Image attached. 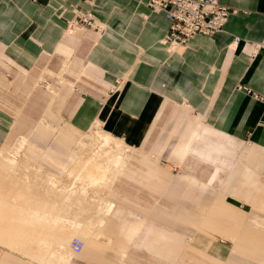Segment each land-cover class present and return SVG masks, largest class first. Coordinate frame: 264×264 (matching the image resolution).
<instances>
[{
	"label": "crops",
	"instance_id": "0c3cea01",
	"mask_svg": "<svg viewBox=\"0 0 264 264\" xmlns=\"http://www.w3.org/2000/svg\"><path fill=\"white\" fill-rule=\"evenodd\" d=\"M149 1L97 0L93 12L99 23L107 25V30L102 35L85 30L67 32L66 35L67 22L74 14L69 9L60 16L63 7L70 8L72 4L86 7L81 0H0V69L28 74L51 57L65 56L57 74L48 72L57 75L60 85L66 86L70 82L65 75H74L77 61L84 62V68L97 75L98 84L94 90L80 96L69 116L70 128L84 133L98 124L113 138L123 141L129 150L127 155L134 151L132 146H140L145 141L168 104L186 106L205 124L198 121L189 125L176 154L182 161L192 155L196 156L193 157L196 161H203L197 163L215 165L216 172L208 185L217 180L221 165H226L221 156L232 154L231 149L237 150L241 145L250 146L244 159L264 166V54L253 58L249 50L244 49L245 43L264 39V0H220L237 10L225 28L212 36L198 35L187 47H179L173 53L161 44L169 32L170 21L165 12L155 13L149 7ZM82 39L87 45L84 59L73 61L71 45ZM235 39H240V43L231 50ZM83 72L84 69L80 73ZM48 89L53 93L47 111L50 114L51 103L60 93L51 84ZM183 114L186 112H182L181 117H185ZM14 123V114L0 106V146L6 142ZM86 137L88 141L77 144L79 149L89 143V135ZM26 143L27 138L21 137L17 145L23 148ZM17 145H5L0 148V153H8ZM127 160L128 156L120 164L110 187L124 173ZM68 161L76 164L78 155ZM236 174L229 180L236 179L232 189L237 194L242 193L243 187L257 188L260 184V175L248 165H242ZM189 181L201 192L206 190L196 179ZM108 204L107 211L110 212L113 204ZM173 207L170 204V212ZM27 214L47 220V223L43 222L44 228L37 226V231H33L36 226L32 228L30 233L36 232L30 234L32 238L26 233L34 248L44 235L46 241L41 239V243L42 240L45 241L43 244L50 241L48 221L52 220L62 229L61 224L66 222L34 211L27 210ZM73 224L74 229L78 227L77 223ZM37 237L40 238L37 240ZM34 238L38 242H34ZM231 241L238 243L234 238ZM28 243L29 239L25 247ZM65 245L57 244L51 256L43 251L47 258L43 252V255L39 253L43 248H37L38 254L36 248V254L33 249L29 254L34 253L36 256L32 255L31 259L41 264H53L51 259L56 257L68 264L70 258L64 252L70 250L69 241ZM68 253L73 255L71 251ZM39 254L40 259L37 258ZM26 263L30 264L28 259ZM0 264L7 262L2 263L0 259Z\"/></svg>",
	"mask_w": 264,
	"mask_h": 264
},
{
	"label": "rangeland",
	"instance_id": "374dc122",
	"mask_svg": "<svg viewBox=\"0 0 264 264\" xmlns=\"http://www.w3.org/2000/svg\"><path fill=\"white\" fill-rule=\"evenodd\" d=\"M81 2L86 7L80 4H72L70 8L63 7L60 16L69 9L74 14L73 18L67 22L66 35L70 29V23L80 13L88 12L93 15L97 22L99 21L93 12L97 7V0L91 1L92 3L84 0ZM106 30L107 25L104 23H102L99 30L85 29L88 33L101 35ZM84 42L85 40L82 39L71 45L74 49L73 61L84 59L87 48ZM188 43L178 47H187ZM246 48L244 46V49ZM251 57L254 58L255 56L252 55ZM64 60H66L65 56L59 58L56 55L28 74L10 69L7 71L0 69V106L11 111L15 117L13 128L6 142L0 148L5 145L14 147L19 143L21 137H26L27 143L18 154L19 166H23L18 168L20 170L24 168V171L17 169V173L22 172V174H16L15 177L19 179L21 175L26 173L30 185L38 180L33 188H36L34 187L36 185L38 188V185L45 187L50 184L48 188L45 187L49 192L52 190H50L51 185L55 186V179L59 181L57 182L58 185L62 180L63 184L67 182L69 186L68 180L70 182L74 177L72 175L68 176V174L73 171L72 169H78V164L75 166L76 164L68 163V158L77 157L80 152L77 144L88 141L86 136L96 129L94 127L93 130H89L90 133H78L70 128L69 116L77 105L80 96L97 87L98 77L94 72L84 68V62L77 61L74 65L76 66L75 74L65 75L70 84L60 85L59 77L55 74L50 75L48 70L57 74L64 64ZM83 69L84 72L80 73ZM49 84L60 94L51 103V113L47 114L53 95L51 90L48 89ZM182 112H186V114H183L185 117H181ZM198 121L203 122V119L192 114L186 106L168 104L164 115L155 120L154 125L151 127L152 131L148 133L145 141L140 146L130 145L134 151L128 155L124 173L108 188L106 195L104 189H107L105 187L102 188L103 195L102 192L97 193L98 187H96L97 189L93 188L97 192L91 188L95 193L89 196L93 195L95 199L92 196V199H89L92 201L90 203H88V199H85L88 193L83 194L85 198H81L80 195L74 193L78 198H81V202L85 199L83 201L85 204L82 202L83 205L80 204L75 195L74 198H71L68 186L65 187L66 183L63 185L61 182L60 189L57 187L58 185L53 187L50 194L47 191L46 196H52L64 186L69 191V195L65 191L63 192L64 188L61 192H58L59 194L62 193L63 197H60L65 199L63 204L68 195L72 199V203H70L72 208L76 207V210L74 208L73 210L70 204L67 203V201H70L67 200L66 203L69 205L70 210L72 209L73 212L82 210L78 211V213L81 212V215L84 214L83 210L85 211L86 207L92 206L93 209V205H96V208L93 209L95 211L91 210V207L87 211L90 210L96 213L100 204L93 202V199L100 202L101 196H106H104V200H101L103 202H100L103 207L106 206L104 202L113 204L110 212L107 211V206L103 211L104 214H97V216L101 215L98 218H94L96 215L92 216L94 215V213L90 214L92 212H85L87 215H91L95 222H97L95 219H98L97 223L100 219L103 220L102 224H96L93 221L95 229H90L91 234L86 235L81 234L80 231L79 233L78 227L75 229L72 227L75 221L68 219L73 218L72 212L67 210L69 209L68 205L61 204L62 198L60 200L59 195H56L59 199L57 202H61L57 205L62 208L66 206V210L71 214L70 217L67 211L68 214L63 212L69 221L67 220L61 224L62 227H66L65 229L68 231L66 232L70 234L69 249H72L71 242L75 239L84 242L82 253L70 255L68 252L71 249L64 252L66 257L70 258L68 264H264V166L251 164L244 159L243 155L250 146L247 145L246 147L245 145L244 147L241 145L237 150L231 149L232 154L221 156L222 160H226V165H221L222 171L217 180L212 185H208L216 172L215 165L205 162L197 163L203 161L200 159L196 161L193 158L196 156L192 155L182 161L176 154V149L180 146L189 125ZM203 123L205 124V122ZM196 145L201 146L200 144ZM21 160L24 164L27 162L26 167L24 164H20ZM242 165L250 166L255 173L260 175V184L257 188L243 187L242 193L237 194L232 189L237 182L236 179L231 181L229 179L233 174L237 175V170ZM33 166L35 169H33ZM42 171L51 177L46 174L41 176ZM66 175L72 180L67 179L65 181ZM43 176L46 179L47 177H54V183L51 184L52 181L47 179L46 182H49L47 184L43 180ZM16 178L14 180H17ZM38 178L41 182L43 180L45 184L39 183ZM192 178L196 179L199 186H205L206 190L201 192L195 188L196 186L194 187L189 181ZM21 179L23 178L20 177V181ZM78 184L77 187L79 188ZM40 186L39 188L42 189ZM54 188H58V190H55L57 192L54 191ZM78 188L76 191L78 190L79 193ZM41 189H37V191ZM44 191H40V193H44ZM71 195L73 196V194ZM54 197L52 196V199L56 198ZM56 199L55 201L52 200L53 203L51 201L52 204L49 203L50 199L47 202L53 205L56 204L54 203ZM74 201H78V206L79 204L82 207L86 206L84 209L81 207V209H77L78 207L74 206ZM92 203L93 205H91ZM170 204L174 206L172 212H170ZM241 206H244V209ZM240 210H244V212H240ZM13 213L15 214V211H13L12 206H8L4 211V215H13ZM78 213L77 215L80 217V213ZM84 216H81L82 222L87 219ZM17 224L15 223L17 227L23 226ZM11 225L14 227L13 224ZM30 226H26V230L23 226V231L15 227V234L12 235V232H14L12 231L10 234L5 235L7 237L4 238V241L0 239V259L2 263L27 264L28 259L30 264L31 261L33 264H41L40 261L31 259L29 252L32 245L28 244L25 247L26 242L22 243L25 240H22L20 244V240L16 236L19 231L29 233L31 227H33ZM12 236L17 238V242H15V237ZM232 238L237 239L238 243H232ZM7 239L9 242H7ZM12 243L13 245L19 243L25 249L22 247L23 250H18L14 246L12 249L9 247ZM54 249H57V245ZM51 261L53 264H66L59 261L58 257L52 258Z\"/></svg>",
	"mask_w": 264,
	"mask_h": 264
},
{
	"label": "bare ground",
	"instance_id": "6f19581e",
	"mask_svg": "<svg viewBox=\"0 0 264 264\" xmlns=\"http://www.w3.org/2000/svg\"><path fill=\"white\" fill-rule=\"evenodd\" d=\"M100 24H102V23L100 22ZM78 30H85V29L84 28H81V27H74V28H70L68 30V33H73V32L78 31ZM194 38H192L191 40H193ZM164 40L165 39L163 38V40L161 41V44L164 45V46H166L168 48L169 53H173V52H175L179 48L178 46H174V47L167 46L165 44V41ZM191 40L189 41V43L191 42ZM230 48L233 49V50L235 49L234 46H232V47L230 46ZM94 127L96 129L94 131H92L91 134H88L89 135V143L83 144V146L80 149V152L78 154V161H77V163L75 165V166H77V164H78V169L74 168L76 171L74 169H72L73 171L72 170H71L72 172L70 171L71 172V173H69L70 175L68 174V176H71L72 175L74 177L73 180H72V178H69L66 175V179L64 178L65 181L67 179L72 180L70 182L68 180V184L70 183L69 186L67 185V182H65L63 180L66 183V186L65 187L67 188V186H68V189L70 191L71 198H74V195H75L74 193H76L77 195H80L79 197H81V198L84 197L83 194H85V193L87 194L88 193L87 196L89 198L87 196H85L86 198L85 197L84 198L89 200L93 196L92 195L90 197L89 195H91V194H93V193H95L97 191H98L97 193H101L103 191L102 188H104V187L107 189V190L104 189L105 195H106V192L108 191V188L110 187V185H111L114 177L118 173V168H119L120 164L128 156L127 155L128 154L127 152L129 150L125 147V145L123 144V141L121 142L120 140L113 138L110 134H108L104 130H102V128L98 124L94 125L93 128ZM93 128H92V130H93ZM88 133H90V132H88ZM20 150H23L22 149V146H18L17 145V147H15L14 149H12V151H10L8 153H5V152H1L0 153V239H3L2 241H4L5 240L4 238L7 237L5 235L10 234L12 231H14V232H12V235H13V233L15 234L16 228H18L19 230L23 231L22 230V227L23 226H25V230H26V226H28V225H31L33 227H35V226L37 227L38 226L40 228V226L43 227L42 226V225H44L43 222L44 223L45 222L47 223L46 218L42 219V217L41 218H38V217H35V216H30L29 214H27V210L28 211H34L36 214H40V215H44V216H51V218H55V219H59V220H64V221H67L68 219L69 220H73V221L77 222V224H78V228L80 229V230L78 229V232L80 231L81 234L89 235V233L91 231L90 229L94 228V226H93L94 225V223H93L94 219H93L92 216H95L96 215V217H94V218H98V216L100 217L102 215L105 207L109 206V204H107V203L104 202V204L106 206L104 205L105 207H103L101 205V203H100V202H103L101 200L104 198L105 195L104 196H101V194H100V196L102 197V199H100V202H98V200L97 201L94 200L95 199L94 196L92 197V198H94L93 199V202L95 201V203L97 202L100 205H99V207H98V209H97V211L95 213V212H93V211H95L93 209L96 208L95 207L96 205L94 206L93 203H92L91 205H93V207H94L92 209V206H90V204H89V206L91 207V210H93V211H90V210L87 211V209H90V207L89 208L86 207L85 211L83 210V213L86 214L87 212L88 213L92 212L90 214L92 215L94 213V215L91 216L89 214L88 215L86 214L85 215L87 217V219H86L85 216H84V214H82L84 216V218L86 219V221L84 220V222H82L83 219L81 217L82 216L81 215V212H79L80 214L78 213V211H82V210H77L76 212H73V210L76 207L75 208L73 207L74 208L73 209L72 206H71L72 204H70V203H72L71 202L72 199L68 196L69 195V191H67L64 186L62 187V189L63 188L65 189V190H63V192L65 191V193L68 194L67 195L68 197L66 196V199L69 200L70 202H68L67 200L66 201H67L68 204H70V207L73 210L72 209L70 210L69 205L66 203V201H64L66 204L65 203L63 204V200H65V199L62 198L63 197L62 193L61 194L58 193V192H61L62 189L59 190L58 192L55 191V190H58L59 187H61L60 183L62 182V180L60 181V183L58 185L57 182H59V181H57V179H55L56 182L54 183L53 182L54 181V178L53 177L52 178H48V177H51V176H49L48 174H46L43 171L41 173V176H42V174L48 175V177H47L48 181H52V183L51 182L50 183L51 184H53V183L55 184V186L54 185H51L52 186V188L50 187V190L52 189L51 191H53V187H56V185H58L57 186L58 187L57 189L54 188V191L57 192L58 194L55 193V194H53V195L51 194V195L53 197L55 196L56 198L59 195L58 198L60 200L62 198V201H61L62 203L61 202H57L59 199L58 198L56 199L54 197L56 199V202H54V203H56V204L51 205L53 203L52 200L55 201V199H52V196H50V195L49 196L51 198L49 196H46V194H48V192H49L48 189H46V188H48L50 184H48L49 182H46L47 179L44 176H43L44 179L43 178L42 179L48 184V186H45L44 185L46 188L45 187H42L40 185H38V188H37V185L34 186L36 188H33V185L36 184L38 180L37 181L34 180L35 183L34 184L31 183V185H30L28 183L30 181H28V177H27L26 173H25L26 176L24 174L20 176L23 179L25 177L24 180L21 179V181H20V177H19V179L15 177L16 174H22V172L21 173H17V169L20 170V168H18V167H21V166H19V160L20 159H18V154H19V152H21ZM82 151H83V153H82ZM22 160H21V163H20L21 165L24 164V163H22ZM26 163L27 162H25L24 166L27 165ZM28 165H29V163H28ZM30 166H32V165H30ZM33 169H35L34 166H33ZM22 170H20V171H22ZM29 170H30V172L32 171L30 169V167H29ZM39 171H41V170L39 169ZM39 171H35V172L38 173ZM17 176H19V175H17ZM22 176H24V177H22ZM30 176H32V175H30ZM14 178H16L17 180H14ZM43 180L41 182L40 179H39V181H40L39 183L45 184V183H43ZM79 181H81V182H79ZM65 183L63 184V182H62L61 184L65 185ZM77 183H79L78 184L79 188L77 187ZM39 186L42 187V189L45 188V189H43V191L45 190L46 193H45V191H44V193H40V191L41 192H43V191H42L41 188H39ZM96 187L99 188L100 192H99V190L95 191L97 189ZM77 188L80 190L79 191L80 194L78 193V190L76 191ZM88 188H90L89 190H91V188H92V190H94L93 188H96V189L94 190L95 192H93L91 190L92 191V193H91V191L89 192ZM37 189L38 190L41 189V190L40 191H37ZM51 191L49 192V194L51 193ZM86 191H88V192H86ZM44 194H45L46 197L44 196ZM71 194H73V196ZM103 194L104 193L102 192V195ZM94 195L96 196V194H94ZM60 196H62V197H60ZM97 196L99 197V194ZM98 197H96V198H98ZM46 198L50 199L49 200L50 201L49 203H51V201H52V203L51 204H48V202H47L48 199L46 200ZM64 198H65V196H64ZM81 198H78V196H76V199H79V201L81 200ZM76 199H74V200H76ZM85 199H83L82 202ZM90 201L91 200H89L88 203H90ZM74 202H75V205L74 206H77L78 207L77 209H79L80 207L84 209V207L86 206V205H84V207L80 206V204L83 205L81 201H80L79 206H78V201H74ZM76 202H77V205H76ZM86 202H87V200H86ZM57 203L58 204L61 203L62 205H66V206L68 205L67 207L69 209H67L66 206H63V208H64L63 209L62 207H60V205H57ZM83 203L85 204V202H83ZM8 206H12L13 211H15V214L13 213V215H10V214L9 215H7V214L4 215V211L6 210V208ZM57 207H59V208H57ZM66 209L68 211L70 210L69 212H72V217L73 218H68V219L66 218L67 216L65 214L68 212ZM107 209H108V207H107ZM63 212L64 213L66 212V213L64 214ZM73 213L76 214V215L78 213L81 218L78 215L77 216L74 215ZM105 213H106V211H105ZM63 214H64V216H63ZM97 214H101V215H98L97 216ZM68 216L71 217V214L68 215ZM88 216H91V217H88ZM95 220L98 222V219H95ZM101 221L102 220L100 219L99 223H97L95 221L94 222L96 224H101ZM15 223H18V224L23 225V226L22 227L20 226L21 227V229H20V227H17L15 225ZM48 223H49V225L46 224V226H47V228L49 227L48 228V231L49 232L48 231L47 232L50 235V239H49L50 241L47 239L49 241L48 244L47 243H44L43 244V241L44 240H42V243H41V239H45V241H46V238L47 237H45V235H44V237L39 240V244L38 243L37 244L35 243V245L38 246V247L35 246V248H36V250H37V248H39L41 250H42V248L44 249L42 251L39 250L40 252L37 250V254H38V252L41 253V252L45 251V252H47L46 254L48 256H49V254L51 256L52 251H53L54 247L57 244H58V246H61V247H65L66 246L65 244L69 241L70 234L67 233L68 232L67 230L60 228L57 224H55L54 222H52V220L48 221ZM11 224H13L14 227ZM33 227H31V228H33ZM38 227L36 228V230L34 229L33 231H37V229H39ZM18 229H17V231H18ZM23 229H24V227H23ZM31 230L32 229H30V231ZM64 230H65V232H64ZM21 231L17 232V235H16L17 238L20 240V244H21V241L22 240H25V241H22V243H24V242H28V239H29V243H32V247H33V242L30 241L32 239H30L29 237L31 236L30 234H34L36 232L30 233V231L27 230V231H29V235H30V236H27V235H25L26 234V231L25 232H21ZM33 231H31V232H33ZM42 231H43V233L46 232L43 229H42ZM80 236H82V235H80ZM12 237H15V236H12ZM40 237H41V235H40ZM40 237H37V240ZM17 238L16 237L14 238V239H16L15 242H17ZM31 238H32V236H31ZM35 238L33 239V241L35 240ZM48 238H49V236H48ZM11 239H13V238H11ZM37 240H35V241L38 242ZM10 241L12 242V240H10ZM7 242H9L8 239H7ZM15 242H13V243H15ZM13 243H12V245H13ZM6 244H8V243H6ZM16 245H19V243L16 244ZM13 246L10 245L9 247H11L13 249ZM15 247H16V249L18 248V250H19V249H22L23 246L21 247L19 245V246H15ZM23 248L25 249V247H23ZM35 248L33 247L32 249L35 251L34 253L36 254ZM32 249H31L30 252L33 251ZM71 252H72V254H75V252L72 249H71ZM34 253L30 254V256L34 255V258H35L36 255ZM43 253H41V254L43 255ZM41 254H39L37 256V258L40 259ZM46 254L44 253V257L47 258V255ZM27 255H28V253H27ZM44 257L42 256V259ZM42 259H41V262L42 263H45V262L42 261ZM34 260H36V259H34Z\"/></svg>",
	"mask_w": 264,
	"mask_h": 264
},
{
	"label": "built area",
	"instance_id": "2783aa9c",
	"mask_svg": "<svg viewBox=\"0 0 264 264\" xmlns=\"http://www.w3.org/2000/svg\"><path fill=\"white\" fill-rule=\"evenodd\" d=\"M84 1L92 3L93 0ZM149 7L154 12L166 13L170 21V29L164 41L169 47L186 44L198 35L212 36L222 31L230 16L237 13L236 9L225 6L220 0H150ZM85 13L76 16L69 28L101 29L102 24L97 22L93 15ZM239 43L240 39H235L231 47L236 48ZM245 46L251 56L264 54V39L259 42L245 43ZM83 248L84 243L80 239L72 242V250L75 254H80Z\"/></svg>",
	"mask_w": 264,
	"mask_h": 264
}]
</instances>
